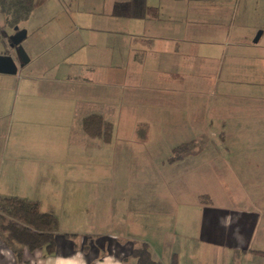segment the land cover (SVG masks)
I'll return each instance as SVG.
<instances>
[{
	"label": "crops",
	"instance_id": "crops-1",
	"mask_svg": "<svg viewBox=\"0 0 264 264\" xmlns=\"http://www.w3.org/2000/svg\"><path fill=\"white\" fill-rule=\"evenodd\" d=\"M57 2V6L50 11L51 5L40 6L39 11H35L19 30L27 32L23 45L31 61L26 67L33 64L45 50L41 44L46 40L40 33L43 17L54 21L51 28L56 37L53 52L56 57L52 63H43L41 74L38 69H30L27 72L30 74H25L23 77L26 79H21V82L38 79V75L57 80L62 71L67 73L59 82H51L45 94L57 100L52 108L69 111L58 112V116L63 118L68 115L66 119L74 127L77 116L74 113H78L80 105L87 113L89 111V115H98L105 122L113 124L110 143L91 140L103 144L105 148L102 151L130 150L138 156L146 149L155 133L152 122L141 116L145 113L155 114L164 120L165 147L159 158L156 181L132 184L136 188L149 190L144 193L145 198H140L139 193L131 194L129 202L121 209L110 210L109 200L104 205L95 204L92 210L82 207L90 201L94 202L96 195L101 197L105 189H111L109 183L66 181L59 174L61 170L56 168L50 175L54 176L56 186L54 191H49L43 187L48 182V168L26 171L31 190L27 193L24 190L23 198L38 202L44 213L52 214L59 220L61 230L56 240L57 250L53 257H46L43 251L31 253L25 250L19 262L0 234V264H135L130 258L141 245H147L153 259L160 264H264V211H260L253 220H239L238 226L234 227L224 224V216H213L215 220L208 218L211 215L209 209L215 208L219 200L212 196L192 199L190 196L193 192L198 193L194 191L195 186L201 187L189 182L195 175L185 171L190 166H198V159L205 151L200 149L197 142L202 138L201 130H206L207 125L209 127L211 124L205 117L208 90L212 88L208 85V78L214 79L220 75L221 83L230 85L232 78L239 74L242 62L256 59L255 55L247 53L251 54L252 50L262 52L252 48L249 41L251 31L256 32L263 26H248V23L252 14L264 17V0ZM43 9L45 11L41 16ZM122 23L130 27L136 25L139 33L134 36L121 35ZM113 24H117L119 30ZM241 27L248 32L237 36L242 31ZM80 31L90 36H79ZM97 31L102 33L101 38L96 37ZM15 34L16 29H8L0 13V57L12 54ZM180 45H184V48ZM146 47H149L147 51ZM99 48L107 52L100 53L97 51ZM262 50L264 53V47ZM53 53L48 55V59L53 57ZM250 65V62L249 66L246 64L250 76L255 81L264 79V72L255 64ZM0 76L8 77L0 79V92L7 94L6 85L18 78ZM118 78L125 87L120 99L122 88H110ZM101 79H106L109 85L102 84ZM9 104L8 99L0 103V112ZM119 105L121 116H136L137 122L133 126L119 128L112 119L113 114L118 113ZM193 108L200 111L194 112ZM193 137L196 139L192 143L179 146L172 143ZM183 146H192L191 151L181 161L172 162L171 152ZM70 156H76L74 149L60 154L64 161ZM5 162L0 165V173L4 171L10 183L20 181L21 170L14 166L11 168ZM219 162L212 161L209 165L217 167L214 163ZM181 168L188 180L179 190H175L169 187L170 174ZM23 176L25 178L26 175ZM37 184L42 185L43 196L37 191L36 196L33 194ZM127 185L118 183L116 187L125 189ZM217 188L218 185L212 187V191L215 193ZM95 190H99L98 193ZM203 209L208 210L204 213ZM223 213L227 214L224 210ZM97 219L103 222L100 228H97ZM113 219L125 221L127 226L113 225L108 230L104 221ZM64 221L69 225H72L70 222H95L96 227L68 229ZM204 222L212 229L211 232L203 230ZM230 227L233 229H224Z\"/></svg>",
	"mask_w": 264,
	"mask_h": 264
},
{
	"label": "rangeland",
	"instance_id": "rangeland-1",
	"mask_svg": "<svg viewBox=\"0 0 264 264\" xmlns=\"http://www.w3.org/2000/svg\"><path fill=\"white\" fill-rule=\"evenodd\" d=\"M57 3V0H42L43 6L51 5L49 11L53 10ZM39 9L40 5L34 12H38ZM44 11L43 9L41 16H43ZM42 20L44 23L40 33L46 41H43L44 43L41 44V47L45 50H43L39 58L33 61V64L19 69L18 75L13 77L18 78V80L6 85L8 86L7 94L0 92V103L6 99L10 102L8 108L0 112V115H2L0 119V151L2 152L0 153V165L6 161L5 163L11 168L14 166L20 169L21 173L19 175L22 176L20 181L10 183L4 176L6 173L1 171L0 198L27 200L28 198H23L24 190L26 193L29 192L31 186L27 183L29 179H27L28 174L25 172L40 171L41 168H48V182L43 187L49 191H54V186H56L54 176L50 177L51 172H54L56 168L61 170L59 174L66 181H95L111 184V189L103 190L101 197L96 195L94 202L90 201L89 204L82 206L87 208V210L94 209L95 204L104 205L108 200L110 202V210L118 207L121 209L127 205L131 194L139 193L140 198H145L144 193H148L149 190L136 188L135 184H132L156 181L159 158L165 147L163 138L166 135V124L164 120H160L157 115L152 113L141 115L152 122L155 136L147 143L146 149L138 156H135L134 152L130 150L110 149L109 151L106 149L102 151V148H105L103 144L95 140L91 141L93 139L85 137L82 131V123L89 116V111L87 113L82 105H80L78 113H74V116L77 114L75 127L66 119L69 118L68 115L60 118L58 112L62 114L69 111L52 108V104L56 103L57 100L46 96L45 92L51 82H59L58 80L63 79L67 73L62 71L63 74L57 80L38 75V79L21 82V79H26L23 77L25 74H30L27 73L30 69H38V73L41 74L42 64H51L52 59L56 57L54 55L56 37L51 28V23L54 21H49L44 17ZM253 24H259L263 28L256 32L255 30L251 31L250 46L263 52L264 17L252 14L248 26ZM112 26L119 30L117 24ZM120 29L122 31L121 35L130 36L137 35L140 31L136 25L130 27L126 23H122ZM241 30L237 33V36H243L248 32L247 29L242 27ZM97 32L99 33H95L96 37L101 38L102 33L100 31ZM260 32H263V35L256 45L254 42ZM79 36H90V34L80 31ZM158 45L164 46L162 44ZM187 45H190V43ZM180 46L182 49L184 48V45ZM146 48L147 51L149 47ZM97 51L100 53L107 52L103 48H99ZM262 52L252 50L251 54L247 53L250 56L255 55L256 59L243 61L240 65L239 74L232 78L230 85L224 86L221 83L220 75L215 76L214 79L212 77L208 78V85H211L212 88L208 90V107L205 110V117L210 120L211 124L209 127L207 125L206 130H201L200 135L202 138H199L200 141L197 142L200 149L205 151L198 159V166L185 168V171L191 172L187 174L195 175V178L189 180V182L201 187L199 189L198 186H195L197 188L194 191H198V193L193 192L190 197L192 199L216 197L219 200L217 202L218 205L209 209V214L211 215L207 217L224 216V224H231L233 227L237 225L239 220H253L260 211H264V79L255 81L254 77L250 76V69L246 66V64L249 66L250 62V66L255 64L259 70L264 72V53ZM51 53H53V57L48 59V55ZM1 78L8 77L0 76ZM120 80L121 78L116 79L117 82L112 83L110 86V88H122L119 99L125 89L124 84H121ZM101 82L104 85H109L106 79H101ZM26 83L29 84L26 85ZM191 97L194 98L195 95L192 94ZM14 104L16 105V110H14ZM120 111L119 105L118 113L116 115L113 114L112 118L117 122L119 128L131 127L137 122L136 116H121ZM193 111L198 112L200 110L199 108H193ZM195 139L193 137L189 140H182V142L176 140L172 143H174V146H179L184 143H192ZM116 143L117 141H115ZM73 149L76 151V156H70L66 161L60 158V154L65 153V150L72 151ZM172 154L173 151L170 157ZM203 158L204 161H202ZM218 160L221 162L214 163L217 167L209 165V162ZM204 164L208 165L201 167ZM183 171L184 169L182 168L175 169V172L170 174L169 181L171 183L169 187L179 190L180 187L184 186L188 179L186 178L187 174H182ZM23 175H26L25 178ZM40 183H42V179ZM118 183H127V188L116 187ZM217 185L218 188L214 193L212 187ZM36 191L43 196L42 185L37 184L33 193L35 196ZM98 191L95 190L96 193ZM188 194H190V190ZM259 201L263 203L259 204ZM207 210L203 209L202 212L205 213ZM223 210L227 214H224ZM70 223L72 225L64 221L65 227L75 230L76 228H83V226L89 227V229L96 227L95 222ZM101 223L103 222L97 219V228H100ZM104 223L108 230L113 225L122 224L127 226V222L114 219L104 221ZM208 226L207 222H204L203 230L211 232L212 229H209ZM224 229L228 231L233 228ZM60 230L59 227V232Z\"/></svg>",
	"mask_w": 264,
	"mask_h": 264
},
{
	"label": "trees",
	"instance_id": "trees-1",
	"mask_svg": "<svg viewBox=\"0 0 264 264\" xmlns=\"http://www.w3.org/2000/svg\"><path fill=\"white\" fill-rule=\"evenodd\" d=\"M39 5H42V0H0V13L8 29L21 30ZM82 131L92 139L110 143L114 127L102 117L92 114L83 120ZM191 148L183 146L175 149L171 161H181ZM0 234L19 262L25 250L31 253L43 251L46 257H53L57 250L59 220L52 214L44 213L38 202L0 198ZM130 259L135 264H160L153 259L147 245L139 246Z\"/></svg>",
	"mask_w": 264,
	"mask_h": 264
},
{
	"label": "water",
	"instance_id": "water-1",
	"mask_svg": "<svg viewBox=\"0 0 264 264\" xmlns=\"http://www.w3.org/2000/svg\"><path fill=\"white\" fill-rule=\"evenodd\" d=\"M263 32H260L254 42L258 44ZM27 32H19L16 30L15 34V45L13 47V52L10 56L0 57V75L15 77L18 75V71L24 68L31 61L27 52L23 47L25 42Z\"/></svg>",
	"mask_w": 264,
	"mask_h": 264
}]
</instances>
